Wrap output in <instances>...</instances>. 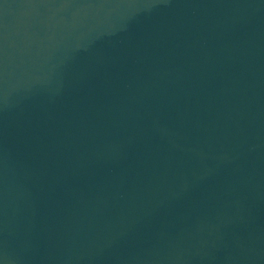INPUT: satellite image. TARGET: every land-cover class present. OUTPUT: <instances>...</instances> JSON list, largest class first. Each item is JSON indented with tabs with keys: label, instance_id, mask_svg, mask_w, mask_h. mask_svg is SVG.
Segmentation results:
<instances>
[{
	"label": "water",
	"instance_id": "water-1",
	"mask_svg": "<svg viewBox=\"0 0 264 264\" xmlns=\"http://www.w3.org/2000/svg\"><path fill=\"white\" fill-rule=\"evenodd\" d=\"M0 264H264V0H0Z\"/></svg>",
	"mask_w": 264,
	"mask_h": 264
}]
</instances>
